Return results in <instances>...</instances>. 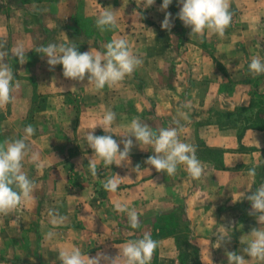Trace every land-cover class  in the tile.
Returning a JSON list of instances; mask_svg holds the SVG:
<instances>
[{
  "label": "crops",
  "instance_id": "1",
  "mask_svg": "<svg viewBox=\"0 0 264 264\" xmlns=\"http://www.w3.org/2000/svg\"><path fill=\"white\" fill-rule=\"evenodd\" d=\"M14 1L19 5L4 15L5 44L1 41L4 47L0 50L9 52L5 61L10 68L14 63L19 72L13 84H30L31 96L40 98L33 108V117L26 123L23 121L31 110L29 102L25 99L21 106L18 102L11 105L6 119L0 122L3 141L25 139L31 151L39 153L41 168L37 169L27 157L22 162V171L38 186L51 187L57 192L68 186L72 188L71 193L93 195L86 197L82 204L73 200L68 210L69 220L66 218L62 223L73 226V231L86 226L84 242L79 241L75 232L60 234V224L54 226L51 218H39L37 240L41 244L37 264H61L59 252L73 249H79L84 256L95 257L102 252L115 258L121 245L135 238L115 243L107 240L99 227L117 225L114 205L124 200L136 206L140 222L135 233L137 239L148 233L158 242L150 264H179V234L174 228L163 234L157 226L159 217L172 215L177 210L182 211L185 219L190 234L188 242L198 248L200 264H228L226 251L243 254L246 243H241V238L247 241L252 228L264 227L249 215L250 202L241 198L264 183V127L246 129L239 138V121L237 128H222L210 114L234 112L238 108L248 110L254 106L251 102L255 93L264 94V74L254 75L249 71L253 57L264 61V0H230L233 17L223 37L207 30L203 35L191 36V29L177 16L181 7L178 0H172L166 10L172 14L170 30L161 28L165 16V12L160 11L163 0H155L147 9L136 0ZM105 10L114 12L117 24L115 29L102 32L96 20ZM177 19L181 27H177ZM178 33H182L183 41ZM121 38L128 41L129 49L143 63L122 82L102 90L89 84L87 75L84 81L66 79L62 65L50 70L46 57L35 51L49 43H65L76 45L79 52L103 53L107 43ZM18 45L26 51L27 62L23 65L11 54ZM67 95L84 100L83 116L81 113L79 120L80 108L62 100ZM124 95L133 99L129 110L137 113L141 123L145 117L159 120V125L152 119L145 122L152 130L179 128L180 140L196 149L203 166L200 179H193L183 165L178 166L172 176L157 172L145 163L154 154L152 147L138 143L141 149L137 148V154H130V163L119 167L113 164L110 168L91 154L92 150L74 156L63 154L62 150L46 149V119L57 112L55 108L74 110L75 126H83L88 134L101 128L98 124L108 110L116 114L113 128L117 123L120 126L118 106ZM24 96L29 97L28 93ZM250 118L253 122L260 120L256 114ZM174 121H179V125ZM58 124L62 129L64 123ZM28 125L36 130L30 137L24 132ZM78 158H85L87 162L95 158L94 162L99 164L97 176L88 173L89 180L79 186L66 182L69 162L76 163ZM137 165L141 170L138 173L133 170ZM252 168L256 170L255 177L248 174ZM104 175L107 179L114 175L123 178L114 193L107 192L109 202L99 199L100 188L94 181ZM95 196L100 201L95 202ZM54 206L62 216L61 202H54ZM112 229L110 233L115 234L116 228ZM49 231L54 233L51 239L46 235ZM219 234L230 236V240L216 248ZM5 238L9 242L8 237ZM244 255L249 264H260Z\"/></svg>",
  "mask_w": 264,
  "mask_h": 264
},
{
  "label": "clouds",
  "instance_id": "2",
  "mask_svg": "<svg viewBox=\"0 0 264 264\" xmlns=\"http://www.w3.org/2000/svg\"><path fill=\"white\" fill-rule=\"evenodd\" d=\"M136 3L147 9L155 4V0H136ZM178 3L181 7L177 16L185 27L191 29V36L203 35L207 30L210 34L223 37L232 22L230 0H178ZM171 4L172 0H163L160 6V11L165 12L161 23V28L164 30H170L173 26L172 14L166 11ZM116 24L113 11H103L96 20V26L102 32L115 29ZM3 47L4 45L0 43V48ZM105 49L103 53L92 50L79 52L76 45L49 43L47 46L36 48L35 51L46 57L50 70L56 65H62L63 76L66 79L84 81L87 75L89 84H93L96 90H102L105 86L113 87L122 82L143 63L137 55L133 54L129 49L128 41L123 38L107 43ZM11 54L18 57L21 65L27 62L26 51L22 45L15 47ZM8 56L9 52L0 51V107L12 101L13 90L19 87L18 82L13 84V71L5 62ZM249 71L254 75L264 74V61L259 57H253L249 64ZM180 115L184 116L182 112ZM115 119L116 114L108 110L98 126L108 133L107 130L113 125ZM174 123L179 125V121H174ZM35 131L32 125L24 129L27 137L33 136ZM122 137L123 139L118 143L112 135L97 136L90 131L85 139L94 156L105 167L113 164L118 167L126 166L130 163V152L135 146L131 137H134L139 146L152 147L154 154L149 156L145 163L154 167L157 172H165L167 176H172L175 175L178 166L183 165L193 179L198 180L203 174V166L196 156L195 147L180 140L178 127L161 128L154 131L148 124L141 123L138 118H134L130 124L129 134L122 135ZM121 143L123 144L122 150ZM26 157L35 164L37 169L41 168L39 153L32 152L25 139L0 142V215L7 216L21 212L32 198L36 187L35 181L22 171V162ZM88 169L92 176H97V164L91 159ZM133 170L137 173L141 171L139 165ZM248 174L255 177V168L250 169ZM122 179L114 175L104 181L102 187L105 191L114 193ZM241 198L251 204L249 215L255 217L258 225H264V183L260 184L255 191H251V194L244 193ZM114 210L120 213L127 212L130 227L139 228V215L135 209L130 210L125 205L116 203ZM49 215L54 226L62 224L66 219L56 210H50ZM16 217L17 219L13 220L14 224H17L19 220V216ZM46 235L51 239L54 233L49 231ZM226 240H230V236L217 235L216 248L221 247ZM240 242L246 243V247L242 249L243 254L226 251L228 264H249L244 254L251 260L264 264V227L252 228L247 241L241 238ZM157 246L158 242L150 234L145 233L142 238L123 243L115 258L102 252H98L95 257L84 256L79 249H73L60 251L59 260L61 264H101L102 261L104 264H150Z\"/></svg>",
  "mask_w": 264,
  "mask_h": 264
},
{
  "label": "rangeland",
  "instance_id": "3",
  "mask_svg": "<svg viewBox=\"0 0 264 264\" xmlns=\"http://www.w3.org/2000/svg\"><path fill=\"white\" fill-rule=\"evenodd\" d=\"M28 1V0H25ZM15 5H19L18 2L14 0H0V43L1 41L5 44V34H4V25H5V17L4 15L10 12H13L15 8H17ZM182 24L180 23V20L177 19V27H181ZM179 34L180 41H183L182 39V33ZM1 51V50H0ZM5 51V50H2ZM10 58V57H9ZM13 61H15L13 59ZM6 62V61H5ZM11 69L14 74V80L17 79L16 77L19 76V72L16 70V67L14 63H11ZM16 83L14 82V85ZM19 87L14 88L12 92L13 99L12 101L7 104L8 107H0V122L6 119L8 113L11 109V105L13 103H19L20 106L22 103H24L23 100L26 99V102H29V106L31 107V110L26 114V118H24L23 122H28L33 117L32 111L33 108L38 103V100L40 97H37L36 95L31 96V88L30 84L28 86L24 83H18ZM255 92V91H254ZM28 93V98H25L24 95ZM122 98V99H121ZM120 99L122 100V104H119L118 106V123L115 126L116 128H113L112 125L107 131L108 133H105L102 128H96L92 130L94 135L100 136L109 134L112 135L113 139H116L117 142L121 141L123 139L122 135L129 134L130 130V124L131 121L134 118H137V113L132 112L131 110V99L130 97H127V95H124ZM64 103L73 104L74 106H77V108H80V113L78 114V120L82 113V108L84 105L83 98H77L73 96H65L63 99ZM54 101V100H53ZM261 101H264L262 98H254V106L253 108H250L244 112L237 111L236 114L243 118H249L251 115L256 114L260 117V124H264V103ZM52 102V100H51ZM61 102V101H60ZM27 104V103H26ZM60 104V103H59ZM83 104V105H82ZM57 107V104H55ZM21 108V107H20ZM60 109L61 113H58ZM55 113L51 114L50 118L46 119L47 123V130L46 133V149L49 151L54 150H62L63 154L68 153L69 155L75 154L74 156L78 155H84L85 153L89 152L91 150L87 143H86V130L83 128H78L75 126L74 117L76 118V114L74 110H71L70 107L68 108H55ZM131 111V112H130ZM7 114V115H6ZM224 113H211L210 116L213 117V120L219 121H229L230 118L223 115ZM83 116V113H82ZM94 118V117H93ZM144 118V117H143ZM152 119V122H154L156 125H159V120H155L153 118L145 117L144 123H149V121ZM58 122L64 123L63 128L61 129L59 127ZM222 122V123H224ZM238 127L241 129L243 126V123L239 121L237 124ZM119 127V128H118ZM55 128V129H54ZM89 133V131H88ZM134 142V147L132 148L130 154H137V148L141 149V147H137V143L134 140V137H131ZM0 142H3V136L1 135L0 130ZM119 143V142H118ZM89 148V149H88ZM121 150L123 149V144H120ZM91 154L92 151H91ZM93 158L92 160H94ZM90 161V160H89ZM85 158L77 159L76 163L72 162L70 160L69 162V168L71 175L69 173L66 177V182L69 184L74 185H80L81 182H85V180H89L87 178L88 173L90 174V171L88 169V164ZM99 167V164H97V170ZM79 168V170H78ZM110 168V167H108ZM81 171V172H79ZM31 180L35 181L34 179L30 178ZM107 180V176H101L100 178H97L95 181V186L97 185L100 190L98 191V197L101 200H106L107 202L110 201L109 198H107V191H105L102 187V183ZM66 183V185H67ZM35 189L32 193V198L30 202L23 208V210L19 213L10 214L7 216L0 215V264H37V253H39V241L37 240V235H39L40 225L38 223L39 218H51L49 215L50 210H56L54 206V202H61L60 210L62 212V216L67 218L69 220V215L71 214L68 210L72 207L73 200L74 201H80L79 203L82 204L84 199L86 197L93 195H79L76 193H71L69 190L72 188L68 186H64L60 189V192L53 191V188H47L44 189L43 186H38L35 182ZM57 190V189H56ZM55 192V193H54ZM57 192V193H56ZM96 196L94 197V201L98 202L100 201ZM125 206L128 207V209H135V204L128 203V200H124L122 202ZM115 217H117V225L111 226L112 224H107L104 227H99V232L104 233L106 235L107 240H111L112 242H123L126 239L135 238L137 239V231L139 228L133 229L129 225L127 212L120 213L114 210ZM117 215V216H116ZM16 216H19V220L17 224L13 223V220L17 219ZM116 220V219H115ZM115 222V221H114ZM158 228H160L161 233L166 234L170 231V229L174 228L176 229L178 236V244H179V250H180V260L179 264H194L193 259L195 258V251L190 247V242H188L189 238V231L187 230V225L185 222V219L183 217L182 211L177 210L172 215L169 216H161L158 219L157 223ZM110 228H116V233L111 234ZM157 228V227H156ZM59 229L61 230L59 233L62 235H67L69 233L73 234L75 232V235L79 237V241L84 242L86 239V226L81 227L80 230L73 231V226L68 225H62L60 224ZM71 232H70V231ZM89 230L92 231L91 227H89ZM47 233V232H46ZM8 235V236H6ZM8 237L9 242L6 241V238ZM14 239V240H13ZM105 239V240H106ZM83 245V244H81ZM83 249L85 247L83 246ZM182 260V261H181Z\"/></svg>",
  "mask_w": 264,
  "mask_h": 264
},
{
  "label": "trees",
  "instance_id": "4",
  "mask_svg": "<svg viewBox=\"0 0 264 264\" xmlns=\"http://www.w3.org/2000/svg\"><path fill=\"white\" fill-rule=\"evenodd\" d=\"M254 98H262L264 99V94H260V93H255V97ZM254 98H253V101L251 102V105H254ZM262 103H264V101H261ZM247 109H244V108H238L236 111L234 112H227V113H224L223 115L230 118L229 121H219L218 123L220 124V126L222 128H226V127H234V128H237V125H236V122L237 121H241L243 123V126L242 128H238L239 129V135L238 137L241 138V135L243 133V131H245L246 129H249V128H254V127H257V128H262L264 127V124H260L261 121H256V122H253L252 119L249 117V118H243V117H240L237 115V119H235V114L237 111H241V112H244L246 111ZM224 122V123H222ZM190 247L195 251V258L193 259V263L194 264H200V261H199V253H198V248L194 245H191L190 244ZM182 261V260H181Z\"/></svg>",
  "mask_w": 264,
  "mask_h": 264
}]
</instances>
